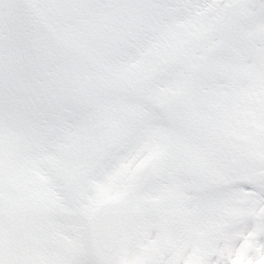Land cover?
Here are the masks:
<instances>
[{
  "label": "snow or ice",
  "instance_id": "1",
  "mask_svg": "<svg viewBox=\"0 0 264 264\" xmlns=\"http://www.w3.org/2000/svg\"><path fill=\"white\" fill-rule=\"evenodd\" d=\"M0 264H264V0H0Z\"/></svg>",
  "mask_w": 264,
  "mask_h": 264
}]
</instances>
